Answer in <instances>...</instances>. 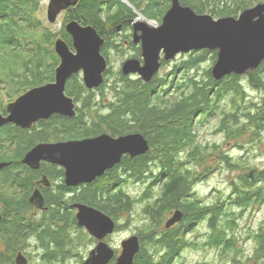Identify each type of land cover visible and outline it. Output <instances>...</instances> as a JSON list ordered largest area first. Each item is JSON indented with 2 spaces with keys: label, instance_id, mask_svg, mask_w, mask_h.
I'll return each mask as SVG.
<instances>
[{
  "label": "trees",
  "instance_id": "1",
  "mask_svg": "<svg viewBox=\"0 0 264 264\" xmlns=\"http://www.w3.org/2000/svg\"><path fill=\"white\" fill-rule=\"evenodd\" d=\"M42 1L0 0V85L8 86L11 97L53 82L60 64L56 52L49 49L52 40H58L60 35L48 30L37 36L43 23L34 16ZM127 1L148 20L159 22L170 8V0ZM79 2L69 10V19L94 27L107 41L101 53L109 59L107 51L118 48L114 43L115 28L124 23L123 30L127 32L130 26L126 20L136 17L134 9L120 0ZM181 2L196 13L217 20L238 17L264 0ZM60 37L72 47L66 31ZM217 59L218 52L193 51L171 71L158 72L150 83L139 77H125L109 65L103 86L92 91L79 80L80 74L75 75L69 79L66 92L76 102L74 118L56 115L27 131L13 125L4 127L0 132V161L12 165L0 176V201L6 208V219L0 223V264L12 263L20 246L31 236L39 238L45 264H63L71 260L76 247L70 234L82 230L68 210L71 202L62 199L51 200L54 207L38 224L24 216L30 211L26 194L32 192L36 174L21 164L28 149L52 139L63 142L103 134L118 138L134 133L146 137L150 151L135 158L125 155L119 166L94 181L79 199L118 221L121 230L126 228L121 216L133 212L135 206L142 207L146 221L137 232L141 250L134 264H177L184 250L196 245L187 238L186 229L204 223L208 233L202 244L214 248L221 259H228L231 264H264V220L246 237L253 244L250 255L248 244L238 242L242 215L264 204V167L250 164L260 144H264V61L258 70L244 77L232 75L216 81L211 67L204 65L215 64ZM161 63L162 67L167 65L163 59ZM245 79L261 94V100L249 98ZM218 116L217 132L228 142L240 141L243 156L225 152L223 144L201 140L202 126ZM248 138L247 150L242 143ZM14 147L16 152L10 153L8 149ZM216 171L239 172L231 182L232 195L225 197L217 192L214 201L209 196L199 197L195 186ZM130 183L145 186L139 198L126 191ZM4 188L10 189L9 193ZM17 189L26 194L16 195ZM175 211L184 213L182 223L162 230L166 218Z\"/></svg>",
  "mask_w": 264,
  "mask_h": 264
},
{
  "label": "water",
  "instance_id": "2",
  "mask_svg": "<svg viewBox=\"0 0 264 264\" xmlns=\"http://www.w3.org/2000/svg\"><path fill=\"white\" fill-rule=\"evenodd\" d=\"M81 0H51L48 21L55 23L58 15L79 5ZM131 8L133 6L122 0ZM134 9V8H133ZM135 12L136 9H134ZM134 26V42L142 43L143 62L137 58L122 64L125 77L138 75L150 83L158 74L162 59L167 63L180 54L200 51L218 52V59L212 68L216 81L227 76H245L258 70L264 61V3L246 9L238 17L215 19L201 15L181 0H172L162 23L141 21V16L131 21ZM155 24V25H154ZM71 37L72 47L63 39L55 41V54L60 59L53 82L35 87L16 101L7 105L8 115L0 113V129L7 125L30 130L42 120L59 115L74 118L77 115L76 102L68 96L67 83L75 75L82 74L85 87L90 91L103 86L108 60L101 53L105 40L91 26H84L73 20L65 27ZM162 54L164 57H162ZM28 152L23 163L32 169H39L41 162L63 166L67 184H92L122 162L125 155L132 158L142 156L151 149L146 137L140 133L113 137L103 134L94 138L71 140L58 143H40ZM11 163H0V170ZM78 223L96 238L99 244L90 253L84 264H134L141 250L140 238L134 236L122 243V252L105 242L115 232L116 222L100 210L78 205ZM165 229L182 223L184 213L175 211ZM1 220V217H0ZM135 258V259H134ZM20 252L14 264H28Z\"/></svg>",
  "mask_w": 264,
  "mask_h": 264
},
{
  "label": "rangeland",
  "instance_id": "3",
  "mask_svg": "<svg viewBox=\"0 0 264 264\" xmlns=\"http://www.w3.org/2000/svg\"><path fill=\"white\" fill-rule=\"evenodd\" d=\"M112 1V0H110ZM117 1V0H116ZM119 1V0H118ZM122 1V0H120ZM50 1L44 2L41 5L40 11L34 16L37 17L42 23L43 26L42 28H38L37 31V36L41 37L44 35L48 30L52 31L54 34L63 35V32L65 31V25L71 22L69 19L70 17V11H66L61 15H58V18L55 23H50L48 21V8L50 6ZM264 3V2H262ZM260 3H255L253 7L257 6ZM170 6H171V0H170ZM169 6V7H170ZM252 8V7H251ZM136 17L139 16L143 17L145 21L148 19L144 16V14L140 10H136ZM73 21V20H72ZM152 22H155V24H160L162 22L155 21V20H149ZM115 30H118V28H115ZM116 35L114 36V43L118 46L117 49H112L108 50L107 53L109 54V59L108 57V68L111 66L112 70L115 72H121L122 71V64H124L128 59L130 58H135L137 57L133 51H131L130 47L123 44V41L125 36H129V34L122 33L121 31H116ZM67 33V32H66ZM58 38H61V37ZM65 41V39L62 37ZM57 38H54L52 40L53 46H49L52 51L55 52V41ZM191 53V52H190ZM189 53L185 54H180L177 56L176 59L167 62V65L164 67H161L162 69L159 71L160 74H164L165 72L171 71L178 62L182 60L183 56H187ZM217 62V61H216ZM166 63V62H165ZM216 64V63H215ZM213 63H208L205 64L204 67H211V69L214 67ZM110 65V66H109ZM1 72V70H0ZM80 78L79 80L82 81L84 84V80H82L83 75H79ZM246 76V75H245ZM244 77V76H243ZM132 78H134L132 76ZM112 80V79H111ZM246 89L249 92V98L253 100H261L262 96L260 93L255 92L250 86H248L247 81L243 82ZM85 86V85H84ZM96 90V89H95ZM10 91H8V86L6 84L0 85V104H2V107H0V113L5 110V107H7L8 104L16 101L20 96L15 95L13 97L10 96ZM23 93L21 94V96ZM72 97V96H70ZM73 98V97H72ZM74 99V98H73ZM75 100V99H74ZM49 121V120H46ZM220 119L219 116L215 118L213 121L210 122V124L203 125L201 128V140L205 142H210L211 144L213 143H219L223 144V149L225 152H229L232 156H243L241 154L240 148V141H232L228 142L227 140L223 139V135L219 132H217V125H219ZM62 142V141H61ZM249 142L246 140L242 143L244 149H250V146H247V143ZM48 143H54L53 139L48 142ZM225 143V144H224ZM245 143V144H244ZM3 143H0L2 145ZM261 148L258 149L256 154L253 156L252 162L250 164L264 167V144H260ZM10 153L16 152L15 147L12 149H8ZM8 150L6 152H8ZM257 150V149H256ZM239 175V172H220L216 171L213 175H211L209 178H204L203 182H200L198 185L195 186V191L199 197H207L209 196L210 201H214L216 199V193L221 192L225 197H228L229 195H232V188H231V182L234 181ZM145 189V186L143 184L139 183H130V186L127 187L126 191L129 193L134 198H139L141 196V193ZM7 193H9L10 189L7 190L5 189ZM175 213V212H174ZM144 214L142 213V207L135 206V210L133 212H129L127 215L124 214L121 216L120 221L123 223V225H126V228L123 227L121 230L120 228L116 227L115 232L109 235L110 241L107 242V244H110V247L114 248L117 251V254L120 255L122 252V243L125 240H128L134 236L138 237L139 229L142 228L144 222L146 221V217L143 216ZM174 215H170L167 220L164 222L163 227L161 228L162 230L165 229V226L168 222L169 219L173 218ZM243 217L240 218V224H239V235L240 239L238 242L242 245L248 244V250H247V255H250L253 252V244L250 242L251 238H246L250 232L255 231L259 226V224L264 220V204L261 205L260 207H257L254 211L251 213L249 211L245 212ZM43 217V216H42ZM126 219H129L128 222ZM116 222V226H118V221ZM179 225V224H178ZM128 226V227H127ZM177 226V225H176ZM175 227V226H174ZM84 228V227H83ZM187 228L186 230L188 231L187 236L188 239L192 240L195 242L196 245H191L188 248H186L183 252V255L178 259L177 264H231L228 259H221L220 256H218V252L212 248V247H207L203 246L202 241L206 237L208 233V228L206 223H204L202 226L196 227L195 229H189ZM89 233V232H88ZM86 231L83 229L81 231L74 230L72 231V239L75 240V250L74 254L72 255L71 260L68 259L67 261H64L63 264H84L83 261L86 260V258L89 255V252L92 251L94 245L93 242L91 241L90 237L91 235H88ZM83 234V235H82ZM30 238V237H29ZM245 238L247 239L245 241ZM96 243V242H95ZM252 244V245H250ZM18 251L24 252V254L29 258V263L28 264H45L43 260V256L41 255V248L39 244V238L31 236L30 239L26 241V243H23L22 247L18 249ZM17 254V252H16ZM15 254V256H16ZM13 257V262L10 264H14V258ZM52 264H62L60 262L58 263H52ZM249 264H257L255 261L249 263Z\"/></svg>",
  "mask_w": 264,
  "mask_h": 264
},
{
  "label": "flooded vegetation",
  "instance_id": "4",
  "mask_svg": "<svg viewBox=\"0 0 264 264\" xmlns=\"http://www.w3.org/2000/svg\"><path fill=\"white\" fill-rule=\"evenodd\" d=\"M133 19H135V18H130V19L126 20V22H127L126 24L130 26L128 28L127 32H124V30H123V27H124L123 25H125L124 23L122 25H120V27L118 28L117 31H121V34L122 33L129 34L128 37L125 36V38H123L124 39L123 44L129 46L131 51H133L135 53V55L137 56L135 58L140 59V61L143 62L142 51H141L142 50V43L141 42H137V43L134 42L135 41V39H134V37H135L134 36L135 35L134 34V26H132V23H131V21ZM141 21H145L143 17H141ZM106 42L107 41L105 40V43ZM162 57H164L163 54H162ZM107 66H108V64H107ZM133 77H138V75H134ZM1 114L5 115V116L8 115L6 107H5V112H2ZM36 125H38V124H36ZM13 126H15V125H13ZM3 128L0 129V132ZM63 142H65V141H63ZM54 143H58V142H54ZM31 150H33V149H28V151H26L25 155L28 152H30ZM25 155L20 159L21 164L24 167H26L28 170L36 173L35 174V181L33 184L34 187H33L32 192H30L29 195H27L26 192L22 189H17L15 191V194L16 195H25L26 194V199H27V203L30 206V211L29 210L26 211L24 216L28 217V219H29L28 221L36 222L35 224L40 223L42 216L46 213H49L50 212L49 210H52V208L54 207V204H52L51 200L62 199L64 201L71 202L69 204V206L68 205H64V206L65 207L68 206V208H69L68 210H69L70 214L76 220L75 223H77V227L83 229L84 231H86L88 233L87 229L81 227L78 223L77 216H78L79 210L76 206L84 205V206H89L91 208H94V207H92V206H90L84 202L79 201V199L82 198L81 196L83 195V193H85V190H87V187L91 186L94 183L92 182V184H78L75 186L69 185V184H67V177H66V171H65L66 169L63 166L58 165V164H54V163H50V162H41L39 169H32L31 167H29L28 165H26L22 162L23 161L22 159H24ZM0 163H8V162L7 161H0ZM5 169H7V168H5ZM5 169L0 170V176L2 175L1 172H3ZM5 189H7V188H4L5 193H7ZM5 210H6V208H5L4 202L2 203L0 201V217H1L0 223H2L6 219ZM97 210H99V209H97ZM88 235H89V233H88ZM109 237L110 236H107V238L105 239L106 243L110 241ZM90 239L94 245V247L92 249V251H93L95 249V247L99 244V241L92 236L90 237ZM108 245H110V244L108 243ZM20 247H22V245ZM20 252H22V251H17V254L14 258V262L16 261V258ZM91 252H89V255L86 258V260L89 258ZM22 253L24 254V252H22ZM24 256L29 260V258L25 254H24ZM84 262H85V260L83 261V263ZM114 262H116V260L113 259L112 263L114 264Z\"/></svg>",
  "mask_w": 264,
  "mask_h": 264
},
{
  "label": "built area",
  "instance_id": "5",
  "mask_svg": "<svg viewBox=\"0 0 264 264\" xmlns=\"http://www.w3.org/2000/svg\"><path fill=\"white\" fill-rule=\"evenodd\" d=\"M48 1H50V0H43L42 3H44V2H48ZM44 4H45V3H44Z\"/></svg>",
  "mask_w": 264,
  "mask_h": 264
},
{
  "label": "bare ground",
  "instance_id": "6",
  "mask_svg": "<svg viewBox=\"0 0 264 264\" xmlns=\"http://www.w3.org/2000/svg\"><path fill=\"white\" fill-rule=\"evenodd\" d=\"M77 7V6H76ZM75 8V7H74ZM71 9H73V8H71ZM70 23V22H69ZM161 67H162V65H161ZM77 109V108H76Z\"/></svg>",
  "mask_w": 264,
  "mask_h": 264
}]
</instances>
